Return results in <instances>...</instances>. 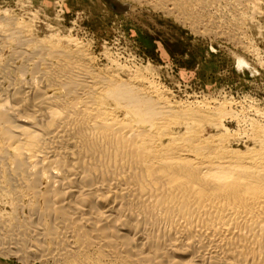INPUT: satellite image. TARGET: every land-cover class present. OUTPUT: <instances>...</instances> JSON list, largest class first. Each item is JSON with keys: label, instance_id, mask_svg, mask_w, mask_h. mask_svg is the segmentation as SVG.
I'll return each instance as SVG.
<instances>
[{"label": "bare ground", "instance_id": "6f19581e", "mask_svg": "<svg viewBox=\"0 0 264 264\" xmlns=\"http://www.w3.org/2000/svg\"><path fill=\"white\" fill-rule=\"evenodd\" d=\"M134 1L206 25L207 0ZM18 27L0 17V202L10 207L0 253L264 264V123L94 73L84 49ZM227 119L252 126L233 131Z\"/></svg>", "mask_w": 264, "mask_h": 264}, {"label": "rangeland", "instance_id": "374dc122", "mask_svg": "<svg viewBox=\"0 0 264 264\" xmlns=\"http://www.w3.org/2000/svg\"><path fill=\"white\" fill-rule=\"evenodd\" d=\"M147 4L0 0V17L19 24L23 34L44 44L84 49L94 73L126 82L130 78L129 82L145 86L155 84L162 97L175 103L199 101L198 105L210 107L223 103L226 110L264 123V0H207L204 19L211 26L204 20L206 25L197 27ZM231 30L233 39L222 35ZM224 123L233 131L252 126L248 119ZM3 203L0 221L6 222L10 207ZM28 260L0 253V264H55Z\"/></svg>", "mask_w": 264, "mask_h": 264}]
</instances>
